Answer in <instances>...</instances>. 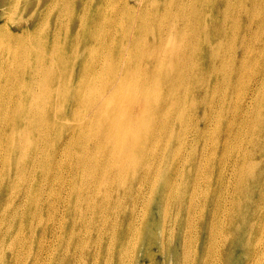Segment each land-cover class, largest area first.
<instances>
[{"label": "rangeland", "instance_id": "374dc122", "mask_svg": "<svg viewBox=\"0 0 264 264\" xmlns=\"http://www.w3.org/2000/svg\"><path fill=\"white\" fill-rule=\"evenodd\" d=\"M263 97L264 0H0L1 263L149 262L229 153L252 199Z\"/></svg>", "mask_w": 264, "mask_h": 264}, {"label": "bare ground", "instance_id": "6f19581e", "mask_svg": "<svg viewBox=\"0 0 264 264\" xmlns=\"http://www.w3.org/2000/svg\"><path fill=\"white\" fill-rule=\"evenodd\" d=\"M254 149L257 148L249 150ZM236 158L238 153L226 154L220 182L210 196L213 203L193 197L186 200L188 214L181 220L184 229L180 233L176 230L177 218L162 214L147 219L141 232L136 230L137 225L122 228L123 235H134L138 242L145 238L159 242L157 256L150 254L149 262L137 259L135 264H264V178L256 173L258 167L264 171V159L256 163L248 162V157L242 159L251 165L248 173L241 169L236 178L245 182L244 190L253 197L246 202V198L237 194V185L232 186V173L237 172L236 167L228 165H237ZM194 204H201L205 210L200 226L198 205L193 212ZM162 232L163 236L155 237Z\"/></svg>", "mask_w": 264, "mask_h": 264}]
</instances>
